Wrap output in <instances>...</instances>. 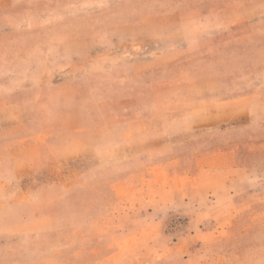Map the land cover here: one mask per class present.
Wrapping results in <instances>:
<instances>
[{"label":"rangeland","instance_id":"rangeland-1","mask_svg":"<svg viewBox=\"0 0 264 264\" xmlns=\"http://www.w3.org/2000/svg\"><path fill=\"white\" fill-rule=\"evenodd\" d=\"M170 20L187 55L138 78V101H147L138 102V113L150 114L141 89L157 80L181 86L226 73L244 79L230 83L232 92L253 95L264 127V0H0V25L12 35L3 52L12 55L69 32L79 49L88 41L97 52L116 44L119 34L128 37L129 26L142 22L145 31L157 26L160 34ZM174 89L158 98L159 111L189 108L191 100ZM126 99L133 105V95ZM107 111L114 117L117 104ZM249 134L256 160L239 165L232 187L237 169L226 171L228 186L220 193L208 185L221 181L217 173L151 187L141 174L154 165L179 176L188 172L186 163L123 161L109 154L115 145L61 166L54 158L75 148L61 136L53 160L41 153L31 176L11 180L0 170V264H264V128L253 139ZM77 135L85 145L94 140L88 130ZM130 148L128 159L142 149ZM54 182L65 195L50 192Z\"/></svg>","mask_w":264,"mask_h":264},{"label":"crops","instance_id":"crops-1","mask_svg":"<svg viewBox=\"0 0 264 264\" xmlns=\"http://www.w3.org/2000/svg\"><path fill=\"white\" fill-rule=\"evenodd\" d=\"M148 20H143V24ZM170 22L159 26L160 34L157 26L155 32L151 26L145 31L142 22L129 26L125 28L129 30L128 37L122 39L119 34L116 44H107L97 52L88 41L79 49L81 42L69 32L16 55L3 52V45L12 35L8 27L0 25V170L4 177L22 180L31 176L41 153L45 152V161L53 160L63 136L70 139V148H75L54 158L61 166L76 158L99 155L101 146L115 145L108 152L124 157L123 161L186 163L188 172L179 176L154 165L141 174L148 178L151 187L160 185L161 180L173 187L174 177L184 181L200 178L203 173H217L222 178L208 184L219 188L213 193L226 192L224 185L232 187L240 175L239 165L256 160L251 153L255 144H250L245 134L250 133L248 136L253 139L264 128L254 112L253 95L232 92L230 83L243 78L226 73L220 78L203 75L181 86L157 80L149 91L141 89L142 97L148 98L150 114L146 115L143 109L138 113V102L147 103L138 101V78L187 55L181 30L174 21ZM174 88H181L191 100L189 108L159 111L158 98H168ZM132 95L133 105L126 102ZM111 103L118 108L114 117L107 111ZM132 113L136 116H128ZM85 130L94 139L86 145L77 137ZM132 145L142 149L128 159L127 151ZM233 168L238 175L227 184L229 176L223 175ZM199 186L197 183L194 187ZM48 189L65 195L58 182Z\"/></svg>","mask_w":264,"mask_h":264}]
</instances>
